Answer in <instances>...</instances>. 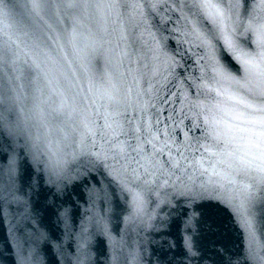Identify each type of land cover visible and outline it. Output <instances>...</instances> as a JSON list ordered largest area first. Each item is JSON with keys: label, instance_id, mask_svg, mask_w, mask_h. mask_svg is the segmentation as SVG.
<instances>
[{"label": "snow or ice", "instance_id": "obj_1", "mask_svg": "<svg viewBox=\"0 0 264 264\" xmlns=\"http://www.w3.org/2000/svg\"><path fill=\"white\" fill-rule=\"evenodd\" d=\"M0 161V225L62 264H99L93 240L104 264H138L109 227L121 205L126 227L179 209L181 264H264L251 217L242 254L225 260L187 214L222 191L264 199V0H0ZM41 181L59 197L85 185L79 226L56 196L63 234L32 223ZM34 259L21 248L18 264Z\"/></svg>", "mask_w": 264, "mask_h": 264}, {"label": "water", "instance_id": "obj_2", "mask_svg": "<svg viewBox=\"0 0 264 264\" xmlns=\"http://www.w3.org/2000/svg\"><path fill=\"white\" fill-rule=\"evenodd\" d=\"M105 60L103 56H98L93 62L94 70L102 72ZM6 161H0L5 164ZM25 183L28 177L32 176V169L27 165H22ZM25 196L28 189H24ZM233 193L222 191L220 193L221 202L202 201L197 202L188 209L187 214L193 217V226L189 229V234L194 235L197 243L205 247L209 252L219 251L227 260L229 257L235 259L241 255L245 245L244 221L251 217L255 226V236L264 238V199L257 198L248 205L240 200L233 201ZM56 196L55 204L75 206V222L79 226L81 217L85 215L88 208V193L83 183L70 184L63 197H59L55 189H50L43 181L39 188H34L31 194L33 205V224L39 222L41 232L52 233L60 236L64 232V224L57 223L55 210L52 205L53 197ZM121 208L111 216L110 228L114 229L113 235L117 242L123 239L133 251L140 255L138 264H181L182 261V237L183 217L176 212L165 208L159 211V218L152 221L153 227L147 225L132 224L127 227L123 221L124 212ZM148 215H153L152 209H147ZM28 231V230H26ZM256 243L255 239L253 240ZM65 254L75 252V246L68 248L67 237L62 239ZM95 251L92 252L93 261L98 260L99 264H104V257L97 256L100 246L93 240ZM21 248L24 254H28V249L33 248L35 259L32 264H62L60 253L55 248H46L44 242L36 240L35 244L25 243L16 240L10 234L8 222L0 225V264H18V256ZM106 250V245L104 246ZM70 259V256H69ZM198 258L193 259V264H197ZM187 264V262H184ZM202 264V262H201Z\"/></svg>", "mask_w": 264, "mask_h": 264}]
</instances>
